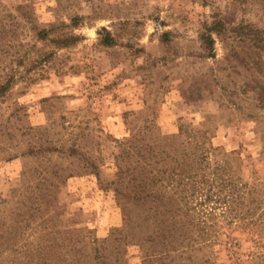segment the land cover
<instances>
[{"label":"rangeland","instance_id":"1","mask_svg":"<svg viewBox=\"0 0 264 264\" xmlns=\"http://www.w3.org/2000/svg\"><path fill=\"white\" fill-rule=\"evenodd\" d=\"M0 16V68L18 69L0 96V264H250L264 0H0ZM125 139L170 155L142 171L161 205L117 183V165L138 171Z\"/></svg>","mask_w":264,"mask_h":264},{"label":"trees","instance_id":"2","mask_svg":"<svg viewBox=\"0 0 264 264\" xmlns=\"http://www.w3.org/2000/svg\"><path fill=\"white\" fill-rule=\"evenodd\" d=\"M2 20H3V17L0 16V64L3 63L2 61L3 58L13 55L12 53H10V50L9 48L7 49V47L12 46L10 42L15 37V33L13 32L15 29L12 31L5 29L4 26L6 25L1 23ZM44 34L47 35V31H44ZM40 57H42V55ZM41 60L42 58H40L39 60L36 59L35 62L41 61ZM0 69L3 72H5L2 75H0V96H3L5 95L7 90L11 88L12 84L16 80V76L18 75V73L16 72L18 71V69L14 70L12 68L11 69L8 67L6 68V66H3ZM46 70L47 69L44 67V65H41V63L39 62L37 71H34L32 73L33 75L32 74L29 76L20 75L19 78H21V80H24L25 83H31L35 79L39 78V76L40 78H42L44 74L47 72ZM118 144L120 147H122V154L127 159V161H129V159L134 155V153H136L135 156H137V160L134 162L136 163V167H138V171L136 173H128L127 170L124 171L122 170L120 166L117 165V172H116L117 183H119L120 185H124V180L127 178L126 184L123 186V191L129 189L130 192L134 193L135 199H139V200L150 199L153 202H160L159 204L161 205L164 202L163 195L162 196L157 195L154 189L151 187L157 185L158 183H161L162 179H157L155 177L148 178L142 175V171L144 167L148 165V163H146L147 159H151V157L160 156L161 154H164L166 158L170 157V155L163 150L157 149V151H154L153 146L149 144L138 145L136 141L134 144V142H132L130 139L118 141ZM134 148L136 149L134 150V153L131 154L130 149H134ZM204 157L205 155L202 154L199 156V159L203 160ZM140 162H142V164L139 165ZM189 180H190V176L184 177V179L183 178L179 179L180 182L189 181ZM172 182H174V180L170 179L168 181V185L169 183L172 184ZM185 183L187 182H184V184ZM118 193L120 194L121 199L126 200V195L124 192L119 191ZM141 194H145V195L141 196ZM166 200H167L166 204L171 203L170 197H168ZM230 201H233V200L231 199ZM167 212H170V211L168 210ZM245 215L246 213H240L238 216L243 218V217H246ZM249 215H250V221L246 224L245 228H247L246 231L250 235V239L251 241H253V244H254L253 247L255 249L248 253L247 260L248 262H250V264H256L254 262L252 263L251 261L256 258L257 259L261 258L262 255L264 257V252L261 251L262 248H264V233H262V230L264 229L263 227L264 226V211H261L257 215H254L253 212H251L249 213ZM177 250L178 249H174V251H177ZM179 251L182 252L184 250L180 249ZM235 264H244V263L242 261L236 260Z\"/></svg>","mask_w":264,"mask_h":264}]
</instances>
